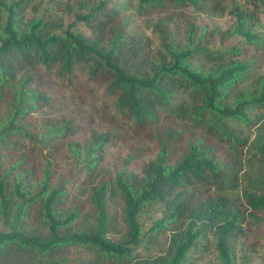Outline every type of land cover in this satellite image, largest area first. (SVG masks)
<instances>
[{"label": "trees", "instance_id": "16d2710c", "mask_svg": "<svg viewBox=\"0 0 264 264\" xmlns=\"http://www.w3.org/2000/svg\"><path fill=\"white\" fill-rule=\"evenodd\" d=\"M33 1L0 0V223L9 229L0 264H192L209 238L235 264L245 230L264 225V74L250 55L264 50V0L232 10L233 25L215 31L225 48L199 47L189 24L185 44L163 28L154 54L129 31L131 15L199 0H77L63 10ZM79 68L135 137L158 141L153 159L106 167L110 132L67 142L75 175L62 178L43 155L45 141L74 129L48 121L39 137L33 116L52 101L42 72L69 78Z\"/></svg>", "mask_w": 264, "mask_h": 264}, {"label": "rangeland", "instance_id": "374dc122", "mask_svg": "<svg viewBox=\"0 0 264 264\" xmlns=\"http://www.w3.org/2000/svg\"><path fill=\"white\" fill-rule=\"evenodd\" d=\"M97 2L98 0H92ZM77 0H34L33 6L44 8L46 6L55 5L57 9L63 10V5L75 4ZM245 8V0H199L198 8L189 5H179L168 3L163 9L158 11H148L144 15L133 13L132 25L129 31L137 32L143 36L144 42L148 44L146 50L150 54H154L155 49L160 42V31L164 28L166 34L174 33L177 40L185 44V32L188 30L189 24H194L199 29V36L196 38V44L199 47L219 49L225 48V43L221 44L218 38V31H227L234 23L232 10L236 7ZM53 7V6H51ZM259 24L264 30V5L259 6ZM34 13L29 11L28 17L31 18ZM170 19V23L160 25L156 28L159 21ZM196 29V30H197ZM198 34V30L197 33ZM212 44H207L209 39ZM214 38V39H213ZM210 41V43H211ZM229 42V41H228ZM255 55L256 69H252L258 75L264 74V50ZM242 60L251 61L249 57H242ZM39 70V69H38ZM40 72V71H39ZM43 78L51 93L52 101L49 106L39 110L33 116L34 122L37 124L38 135H42L47 131L45 122H70L74 129L73 133L67 134L66 138L61 140L45 141L41 147L43 155L49 157L62 178H66L72 171L71 175H75L80 169L77 162L72 159L71 149L66 147L67 142H83L89 140L94 133L103 137L104 134L110 132V139L103 146L104 165L110 169L121 168L122 161L129 155L136 158L132 169H137L144 162L153 159L159 150L158 141L156 139H148L138 136L135 137L130 130V122L119 114L115 107L114 99L105 93V89L98 84L88 80L87 73L82 69H76L69 78H63L54 73H43ZM251 139L255 137V130L251 131ZM183 144L172 147V150L180 154L184 149ZM247 169V168H246ZM82 172V170H80ZM72 180L69 181L68 187L71 188ZM236 195V194H235ZM153 219L160 214H152ZM151 220L148 221V226ZM9 231L4 223H0V232ZM165 239V238H163ZM163 239L155 241L157 245L152 246V250H161L164 248ZM206 250L199 254L192 255V264H224L219 260L215 251V246L211 238L206 240ZM238 254L235 264H264V225H258L254 228H247L244 236L239 243ZM159 248V249H158ZM242 255V257H241Z\"/></svg>", "mask_w": 264, "mask_h": 264}]
</instances>
